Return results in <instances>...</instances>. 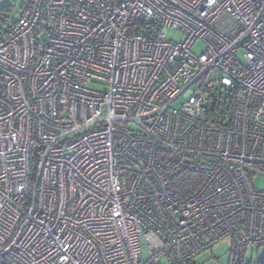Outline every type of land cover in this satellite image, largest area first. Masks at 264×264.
Listing matches in <instances>:
<instances>
[{"label": "built area", "instance_id": "2783aa9c", "mask_svg": "<svg viewBox=\"0 0 264 264\" xmlns=\"http://www.w3.org/2000/svg\"><path fill=\"white\" fill-rule=\"evenodd\" d=\"M256 176L264 0H26L0 30V264H193L226 238L243 264Z\"/></svg>", "mask_w": 264, "mask_h": 264}, {"label": "rangeland", "instance_id": "374dc122", "mask_svg": "<svg viewBox=\"0 0 264 264\" xmlns=\"http://www.w3.org/2000/svg\"><path fill=\"white\" fill-rule=\"evenodd\" d=\"M25 0H0V28L4 29L6 25L10 24L15 20L18 15L21 6ZM4 6L10 7V10L6 11L1 9ZM3 20L5 23H3ZM167 37L177 40L181 38L179 32L166 31ZM202 48L201 43H197L194 46V51L198 52ZM253 184L259 189H264V176H256L253 179ZM150 246L145 241L144 251L148 252ZM231 241L226 238L219 243L212 246L210 249H207L193 258V264H230L231 256ZM165 259H162V263H166ZM243 264H264V244L255 246L248 245L243 254Z\"/></svg>", "mask_w": 264, "mask_h": 264}, {"label": "trees", "instance_id": "16d2710c", "mask_svg": "<svg viewBox=\"0 0 264 264\" xmlns=\"http://www.w3.org/2000/svg\"><path fill=\"white\" fill-rule=\"evenodd\" d=\"M25 3H26V0L23 3V5ZM23 5L21 6V8L23 7ZM3 10L8 11L10 10V7L4 6L1 9V12ZM15 20H13L11 23H13ZM3 23H5L4 20H3ZM10 24L6 25V27L9 26ZM0 30H2V28H0ZM202 180H203L202 174H199L196 171H184L181 174H179L176 178H174L171 184L173 186L175 193L178 196L184 197L192 193L193 191H195L198 188V186L201 184Z\"/></svg>", "mask_w": 264, "mask_h": 264}]
</instances>
